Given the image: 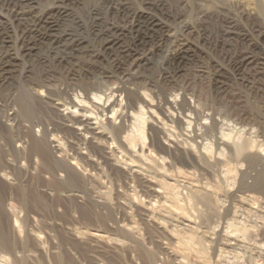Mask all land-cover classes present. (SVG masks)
Segmentation results:
<instances>
[{
  "label": "rangeland",
  "instance_id": "374dc122",
  "mask_svg": "<svg viewBox=\"0 0 264 264\" xmlns=\"http://www.w3.org/2000/svg\"><path fill=\"white\" fill-rule=\"evenodd\" d=\"M0 264H264V0H0Z\"/></svg>",
  "mask_w": 264,
  "mask_h": 264
}]
</instances>
